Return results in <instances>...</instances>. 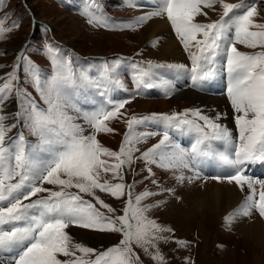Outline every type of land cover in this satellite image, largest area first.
Here are the masks:
<instances>
[{
  "label": "snow or ice",
  "instance_id": "obj_1",
  "mask_svg": "<svg viewBox=\"0 0 264 264\" xmlns=\"http://www.w3.org/2000/svg\"><path fill=\"white\" fill-rule=\"evenodd\" d=\"M5 6L6 0H0V10ZM92 7L99 9L95 0L84 12L87 22L106 30L135 31L154 17L166 18L190 67L148 62L137 67L136 88H174L168 80L157 84L153 69L187 72L191 86L200 90L226 76L238 135L219 122L220 114L213 118L195 109L128 117L121 110L130 101L97 103L94 94L85 95L91 89H102L99 94L105 95L111 88L124 87L113 75L119 60L104 62L100 76L93 78L87 71L73 69L70 53L49 45L45 55L52 71L43 74L21 51L12 71L0 77V264H143L136 249L154 264H167L160 244L172 241L184 248L187 242L174 241V230L151 218L149 213L161 206L159 202L145 201L165 192L174 196L175 190L146 189L133 196L135 182L128 185L125 179L127 171L138 174L132 169L138 161L145 166L146 179L157 187L161 185L153 166L173 173L178 184L200 181L203 187L208 178L201 175V166L214 162L227 174L211 179L226 180L247 192L225 223L231 227L238 219L254 215L264 219V180L248 175L250 166L264 164V22H258L264 16L257 7L227 0H159L150 14L120 26L108 23ZM217 8L220 18L212 21L206 10ZM7 19L0 18V41L19 27L18 23L5 27ZM237 45L253 51H241ZM21 67L36 96L21 83ZM13 96L17 111L5 115L4 103ZM81 103L92 107L84 109ZM9 120L15 123H6ZM117 120L126 123L127 132L119 151H113L98 137L114 133L110 124ZM149 124L164 131L140 130ZM169 129L195 134L194 143L181 147L172 141ZM157 136L161 137L158 143L140 152L138 145ZM186 171L191 174L185 175ZM100 194L120 201L122 214ZM70 228L118 234L120 240L99 251L77 241Z\"/></svg>",
  "mask_w": 264,
  "mask_h": 264
},
{
  "label": "rangeland",
  "instance_id": "obj_2",
  "mask_svg": "<svg viewBox=\"0 0 264 264\" xmlns=\"http://www.w3.org/2000/svg\"><path fill=\"white\" fill-rule=\"evenodd\" d=\"M241 1V0H240ZM245 2V1H244ZM243 2V3H244ZM9 5L11 7H15L21 10H26L27 12L21 14L24 16L22 24L19 21L15 23L19 24V27L14 29L8 36L6 40L3 41V47L7 54H12L10 57L16 58V52L22 47V44L25 42L26 37L30 30H33V25L36 23L43 22L45 23L46 20L49 19H57L60 18L63 20L64 17L69 11L68 7L65 6L63 3H60L59 0H10ZM261 5H264L263 3ZM264 7V6H262ZM258 11L262 16V12L264 14V9L257 7ZM209 11V10H208ZM211 11V10H210ZM209 11V13H210ZM124 14H129L128 11H123ZM213 17H217L219 13L216 11H211ZM79 18V16L77 15ZM82 20L81 18H79ZM136 20V19H135ZM213 21H215L213 19ZM79 27H72L67 19L63 20V24H59L58 27H54L52 24V28L55 30V34L53 35L54 38H58L59 40L63 41L64 43L68 44V41L74 40L77 38V48L82 54H79L81 57L93 54H101V55H108L113 54L116 52L120 53H131L133 51L137 52L139 50H145V56L151 57L154 59H159L161 62H167L168 64L171 62L167 59H161L158 54H154L157 50V47H153L152 45H148V41H145L143 38L142 27L140 28L141 31H133L127 28V32L124 30H116L114 32H108L104 28H99V31H93L91 26L87 21L82 22ZM14 24V23H13ZM123 36H122V35ZM79 37V38H78ZM119 38V39H118ZM111 41V42H110ZM71 46V45H70ZM240 50L246 51H253L251 49H246L241 45H237ZM241 47V48H240ZM154 52V53H153ZM25 56L29 59L27 52L24 51ZM154 54V55H153ZM37 55H42L41 51H37ZM8 57V56H7ZM4 57L2 56L0 60ZM121 57L112 58L110 60L115 59L118 60ZM3 62H6L4 60ZM11 62V61H10ZM104 62H108V60L100 61L99 67H102ZM172 63V62H171ZM174 64V63H172ZM12 62L11 65L9 64V72L12 71ZM190 67V66H189ZM180 76L179 79L182 82L181 89L184 91L176 93L174 95H170V98H175L176 101L181 102L176 110L179 111L181 108H186L195 104L197 109H200L203 114L208 115L209 117H213L209 114V110L204 108V104L200 101L195 102L191 99H180L182 94L187 92H194L195 89L191 86L189 74L187 72H179ZM27 77L23 76V84L27 88L29 92L32 93L33 96H36V92L27 84ZM215 86V82L213 81ZM202 93H197L199 96H211V88L208 85L205 86L204 89L200 90ZM196 93V92H194ZM221 94V93H220ZM220 97L218 96H215ZM222 97V96H221ZM167 97L161 99L159 102L167 101ZM38 99V97H37ZM148 100V99H147ZM152 101V100H148ZM176 101L169 100L167 101V106L165 108H160V105H155L153 108V112L161 113V110H173L174 106H176ZM157 102V101H153ZM175 102V103H174ZM5 106V105H4ZM156 108V109H155ZM208 111V112H207ZM3 114L10 115L5 108H3ZM215 118V117H213ZM13 120L6 121V123H10ZM122 125V124H120ZM233 125V124H232ZM234 127V125H233ZM236 128V127H235ZM175 131V130H174ZM175 132L182 134L180 130H176ZM113 143L116 145L117 141L112 140ZM102 142L105 145L112 146L111 142L103 139ZM146 145H140L139 148L142 150ZM144 165V164H143ZM141 176L143 178V189L144 191L147 189L149 191H154L155 193H160L161 188L169 189L171 185L174 184L175 178L173 173L166 172L164 170L158 169L153 166V171L156 173V178L159 180L161 187H157L151 183L150 179H146L148 176L147 171L145 170V166L141 168ZM158 171V172H157ZM250 170H248L249 175ZM185 175H190L191 173L185 172ZM165 178V179H164ZM170 179V180H169ZM255 179V178H254ZM132 179H127V172H126V184L130 185ZM113 183L115 181H112ZM198 182V181H197ZM194 184H183L184 187H192L191 189L197 187H201L199 183ZM186 185V186H185ZM179 184L175 183L174 188L179 190ZM183 190H179L177 193H182ZM188 193L189 191H185ZM166 193V192H165ZM164 194V193H163ZM163 194H157L159 197L158 199L155 198V195L152 196L151 202L155 204L157 202L160 203V207H155L149 213L151 218L155 219L159 224L169 227L174 230L173 240L174 241H185L187 242V247H180L179 244L175 242H168V243H161L160 250L163 253L167 264H194L197 261L200 264H256L252 260V253L248 252L246 248L248 245L244 244L246 239L241 234L239 235L236 231L233 230L232 226L229 227L225 223V217L232 213L231 210L227 211L224 215L219 217H214L209 213L203 214V212H197L196 210L190 208L189 211H180L179 209H175L169 200H166ZM101 198L105 200L106 203L110 204L113 208L117 209V214H122L120 209L123 207L120 201L115 200L114 198L110 197L107 194H100ZM135 196V195H134ZM172 197V196H171ZM179 200H177L178 202ZM150 201H145V203H151ZM236 208V207H235ZM175 209V210H174ZM179 210V211H178ZM174 211V212H173ZM204 215V216H202ZM191 216V217H190ZM214 217V218H213ZM264 221V219H262ZM203 222L204 230L206 234V241L207 243L204 244L202 238L199 237L198 233V223ZM202 224V225H203ZM201 225V224H200ZM70 233L74 234V237L77 241L85 243L87 246H90L94 249L99 251L105 250L108 247L118 244L120 240V236L118 234H108V233H96L88 230H82L78 228H70L68 230ZM186 237V238H184ZM107 240V241H106ZM106 241V242H105ZM219 243H223L226 245H219ZM243 244V245H242ZM92 245V246H91ZM244 246V247H243ZM138 254L141 256L143 260V264H154L152 260H150L147 256L143 254L140 249H136ZM204 251V253L202 252ZM236 252L237 255L231 258L232 253ZM205 255V257H204ZM261 256L264 257V248L261 249ZM264 264V260L262 263Z\"/></svg>",
  "mask_w": 264,
  "mask_h": 264
},
{
  "label": "bare ground",
  "instance_id": "obj_3",
  "mask_svg": "<svg viewBox=\"0 0 264 264\" xmlns=\"http://www.w3.org/2000/svg\"><path fill=\"white\" fill-rule=\"evenodd\" d=\"M255 1L256 0H227V2L229 3L241 4L245 6L254 3ZM135 2H139L142 6H144V8L138 7V11H136V14L134 15L138 16L137 18H135L136 20L141 16L150 14L159 4V0H135ZM258 2L264 4V0H258ZM261 4L260 6H264ZM66 15L68 16L64 17L63 20L66 18L67 22H69L72 27H79L81 24H83V21L80 20V17L78 18L76 14L68 11ZM262 16H264L263 12ZM209 18L213 21V18L210 13ZM198 19L203 20L204 18L201 17ZM63 20H61L60 18H58V20L53 18L46 20V22L52 24L54 27H58L59 24H63ZM142 33L144 35V40L148 41V45H150L152 42L157 47V50L155 51V53H153L158 54L161 59H167L175 64L183 63L188 66L190 65V61L188 60L182 45L176 37L174 30L170 25V22L166 18L154 17L150 19L142 26ZM68 45L77 47V38L68 41ZM214 82L215 88L217 89L214 95H211L209 97L199 96L197 93H194L192 91V93L187 92L182 94L180 96L182 98L180 99H186L187 97L195 102L200 101L209 110V113L213 117H215L217 114H220L221 120L219 122L226 125L233 132V135L236 136L238 135L237 129L233 127L234 124L230 121V114L232 108L226 92V76H221L217 78ZM218 95L220 97L216 98L215 96ZM172 100L176 101L175 98H172ZM137 104L139 111H150L154 109L153 107L155 105H160V108H165L167 106V101L153 102L147 100H139L137 101ZM181 133V135L185 139L187 138V147L185 149L190 148L191 144L194 143L195 134L184 131H181ZM249 170L250 176L255 179L264 180L261 177V173L264 176V164L258 163L256 165H252ZM226 174L227 173L225 172V170L218 167L214 162L207 161L201 166V175L203 177L208 178L207 182L203 184V187H197L195 185L196 188L191 189L192 187L190 186L183 188V186L179 184V190L183 191L182 193H177L179 190L174 188V184L177 183V181H174V184L171 185L169 189H174L175 195L171 197L167 194V192L163 195L165 196V198L167 197L166 200H169V202L172 203L175 209H179L180 211H182V213H184V211H189V209L192 208L197 212H203V214L209 213L214 217H219L221 215H224L227 211L231 210V212H234L239 209V207L244 202L245 196L247 195V192H240L235 184H228L226 180L223 183H218L215 180L211 179V177L225 176ZM197 183H199L198 185L201 184L200 181H198ZM185 191L189 192L186 193ZM177 200L179 201L177 202ZM202 224L203 222L197 224V228L199 231L198 235L200 238H202L204 244H206L207 238L205 237V233L207 231L205 232L204 224ZM232 228L239 235L242 234L244 236V239H246L244 244L248 245L246 248L248 249L249 253H252V260L254 261V263H262L264 260V257L261 256V249L264 248V221L258 215H254L250 219H238L237 222L232 225ZM202 252L204 253V251ZM236 255V252L232 253L231 258ZM195 264L200 263L197 261Z\"/></svg>",
  "mask_w": 264,
  "mask_h": 264
}]
</instances>
